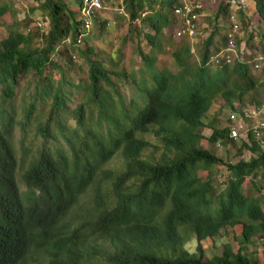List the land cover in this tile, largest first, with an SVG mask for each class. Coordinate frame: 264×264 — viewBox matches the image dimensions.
<instances>
[{
  "label": "trees",
  "instance_id": "16d2710c",
  "mask_svg": "<svg viewBox=\"0 0 264 264\" xmlns=\"http://www.w3.org/2000/svg\"><path fill=\"white\" fill-rule=\"evenodd\" d=\"M73 2L14 13L0 39V264H28L31 254L34 264H264V249H251L255 237L264 244V135L251 127L238 144L213 116L210 142L251 153L230 163L200 133L213 105L246 122L245 108L262 106L255 58L264 33L235 9L244 39L231 62L216 65L211 55L228 47V31L219 42L216 25L199 44L165 34L181 0H122L128 24L116 48L109 21L94 15L87 25L84 0ZM254 2L264 20V0ZM12 7L0 0V16ZM232 10L221 0L216 16ZM36 11L44 15L34 23ZM134 41L141 62L126 66ZM168 50L174 68L159 56ZM229 228L222 252L211 253L206 242Z\"/></svg>",
  "mask_w": 264,
  "mask_h": 264
},
{
  "label": "rangeland",
  "instance_id": "374dc122",
  "mask_svg": "<svg viewBox=\"0 0 264 264\" xmlns=\"http://www.w3.org/2000/svg\"><path fill=\"white\" fill-rule=\"evenodd\" d=\"M40 1H42V0H12V4H13L12 11H8L3 16H0V39L7 36L8 25L13 22V19H14L13 14L14 13L16 14V17H18L19 19H22L23 17H25V15L27 13H29L30 7L37 5ZM68 1H69L71 6H75V3L73 2V0H68ZM185 1L186 0H181L182 4H184ZM246 1H247V5L244 7V11H245V14L248 16V18L251 21L250 25L253 26V28H255V29H261V32L264 33V20H262L260 14L258 13L254 0H246ZM198 3H201L202 7H201V12L200 11L198 12L199 16H198V23H197V34L191 38L195 44H197V43L199 44V42H201V40L203 38L208 36L210 31H212L216 25L219 27V30H218V41L219 42H221L222 36L224 35L225 32H227V31L229 33L233 32L231 25H233L234 22H233V19L231 18V15H230V17L228 16V18H225V19L222 17L217 18V16H216L217 11H218V6L221 3V0H200V1L198 0ZM105 5H106V8L103 11L95 12L94 15L97 17L98 23L104 19L107 20V22L109 21V24H107V31H106L105 37L108 40V42L113 44L112 47L116 48V47L120 46L121 41H122L121 37L127 32L128 21L126 19L125 14H124V10L122 7V0H105ZM236 9H239V8H236ZM232 11L235 13V18L237 20L238 15H239L238 10L233 9ZM43 15L44 14H41L40 11H36L34 14V19H35L34 23L39 21V19ZM81 16H83L82 13H81L80 17ZM92 19H93V17L89 16L90 23L92 22ZM181 26H182V23H181L180 19L177 18V22L171 24L170 26H168L164 29L165 34H167V35L172 34L174 41H178L180 38H182L184 36H188L187 34L183 35V36H178L177 32L181 28ZM146 29L149 30L148 28H146ZM100 30H101V26L99 25L97 27V32H100ZM92 31H93V28H92ZM233 37L234 38L232 40L235 43L239 38L244 39L243 29L239 28L236 32L233 33ZM259 37L258 36L255 37L254 43L257 44L259 42ZM100 42H101V40H98V44L101 46L102 43H100ZM81 43H83V41ZM135 45H136V41L131 42L124 50L125 56H124L123 64L126 66H131L133 64L137 65L138 63L141 62L140 56L135 49ZM143 46H144L146 51L149 50V46L146 44V42L143 43ZM244 46H245L243 48L244 51H242V52L246 51V52H252L254 54L256 53L255 49L247 47L245 44H244ZM167 49H168V47H167ZM238 51H237V53H238ZM170 52L171 51L168 50V52H165L163 54H159V56L161 59H163L165 61L166 64H169L170 67L174 68L173 67L174 61L172 59ZM84 73H85V68H82V70H80L79 72L78 71L74 72L73 75H74L75 80L78 81L80 76ZM73 98H74V100L72 102V106H75L76 100H77V94L76 93H74ZM258 98H260L263 101L262 104H264V88L259 91ZM255 107H257V106L249 105L247 108L252 109ZM207 115H208V117H205V125L200 128V133L205 137L201 141L202 146L211 149L217 155H219L220 157H222L223 159H225L227 162H230V163H235L236 161H238L241 158L248 159L250 154H251L248 149H243L241 152H238L235 145L223 144V143L222 144L212 143L207 139L212 133V128L210 127L209 120L213 116L216 115L219 117V119L221 121L220 122L221 126H223V125L229 126L232 124V122L230 120L231 119L230 116L232 114L229 111V108H224L223 111L219 112L218 111V105H213L212 108L210 109V111L207 113ZM260 117L261 116H258V118H260ZM256 123H257V120H255V119H251V121L246 122L245 128L242 131V135L244 137H247L248 130L252 126H254ZM246 140L248 141V139H246ZM237 143L240 144V141H237ZM263 173H264V170H263ZM225 174H226L225 172H220L218 179L223 178L222 175H225ZM262 185H263V191H264V179L262 180ZM245 191L247 193L249 192L248 186L245 187ZM231 236H232L231 228H229V232L227 234H224L222 236H218L215 238V240L217 241L216 247H213L215 240L206 242V247L207 248L210 247L209 249L212 250L211 253H213V252L214 253H221L224 242H226L228 239H231ZM262 237L263 236H261L260 239H262ZM255 238L258 240V242H257L258 244L256 246H255V244L251 245V249H256L258 252H261L264 249V244L259 238H257V237H255ZM232 243H233L235 248L238 247V242L236 240H233ZM195 246H196L195 243H191V245H190L192 250L195 248ZM28 264H34V255L31 254V256L28 259Z\"/></svg>",
  "mask_w": 264,
  "mask_h": 264
},
{
  "label": "built area",
  "instance_id": "2783aa9c",
  "mask_svg": "<svg viewBox=\"0 0 264 264\" xmlns=\"http://www.w3.org/2000/svg\"><path fill=\"white\" fill-rule=\"evenodd\" d=\"M247 5L246 0H230V6L232 9L245 7ZM104 4L102 0H84V5L82 9V14L86 18L87 25H90L89 16L93 17L95 12L99 9L103 8ZM202 7L201 3H198L195 0H186L184 4L178 5L174 7V14L177 18L180 19L182 26L178 30V36L188 35L191 38L197 34V20L199 16V11ZM231 18L233 19V32L229 33L231 40L227 48H224L217 52L216 54H212L210 58V62L214 64H220L223 60L227 62H231L235 56H237V45L232 40L233 33L239 29V21L235 18V13L232 12ZM264 66V55H258L255 58V67L260 68ZM245 108V116L252 117V119L257 120V123L252 126L253 133L260 138L264 135V104H262L259 108ZM230 120L232 124L230 125L231 136L236 140L240 141L242 139H247L242 135V131L245 128L246 120L245 117H240L237 113H231ZM258 116H261L258 118Z\"/></svg>",
  "mask_w": 264,
  "mask_h": 264
}]
</instances>
